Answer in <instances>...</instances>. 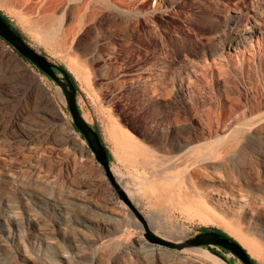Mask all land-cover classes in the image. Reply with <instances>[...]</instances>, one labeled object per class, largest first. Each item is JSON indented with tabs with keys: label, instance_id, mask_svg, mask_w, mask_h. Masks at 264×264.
<instances>
[{
	"label": "rangeland",
	"instance_id": "1",
	"mask_svg": "<svg viewBox=\"0 0 264 264\" xmlns=\"http://www.w3.org/2000/svg\"><path fill=\"white\" fill-rule=\"evenodd\" d=\"M0 10L72 73L85 117L129 153L139 170L126 191L156 233L219 228L264 264V0H0ZM63 96L0 39V264H243L148 242ZM87 188L117 211L74 197Z\"/></svg>",
	"mask_w": 264,
	"mask_h": 264
},
{
	"label": "water",
	"instance_id": "2",
	"mask_svg": "<svg viewBox=\"0 0 264 264\" xmlns=\"http://www.w3.org/2000/svg\"><path fill=\"white\" fill-rule=\"evenodd\" d=\"M0 37L4 39L10 46H12L21 57L34 64L41 71H43L47 77L57 82V84L61 87L64 94L63 97L67 103L70 113L72 114L74 125L84 135L88 142L89 148L93 151L96 160L101 164L103 170L105 171L107 175L106 177L119 194L120 200L126 203L139 219L145 232L144 237L148 242L159 245L160 247L177 249L178 251H182L190 247L199 248L207 246L215 254H218V252L214 251L212 247L223 248L237 256L243 264H256L252 262V256H249L250 253L240 243H238L237 240H231L230 238L223 236L219 232L211 229L197 232L196 234L181 240L164 238L156 233L149 225V222L145 218L144 214L132 202L129 194L118 181L117 175L113 171L108 158L109 155L107 153V149L102 142L100 132L91 125L79 105L77 98L78 86L70 78L69 73L65 71L61 64L50 60L47 55H45V53H42L32 46L25 39L23 34L12 28V26L6 21L1 13ZM56 70H59L60 74H58Z\"/></svg>",
	"mask_w": 264,
	"mask_h": 264
},
{
	"label": "crops",
	"instance_id": "3",
	"mask_svg": "<svg viewBox=\"0 0 264 264\" xmlns=\"http://www.w3.org/2000/svg\"><path fill=\"white\" fill-rule=\"evenodd\" d=\"M99 128V127H98ZM116 130H122L121 128L115 127ZM101 133V138L103 140V144L106 149L112 155L111 166L115 174L117 175L118 181L121 183L122 187L126 190L128 185H132L134 183V177L138 175V170L133 168L128 163L129 153L127 151H121L117 143L110 140V138L105 135V133L99 128ZM123 131V130H122ZM124 137V139H127Z\"/></svg>",
	"mask_w": 264,
	"mask_h": 264
},
{
	"label": "bare ground",
	"instance_id": "4",
	"mask_svg": "<svg viewBox=\"0 0 264 264\" xmlns=\"http://www.w3.org/2000/svg\"><path fill=\"white\" fill-rule=\"evenodd\" d=\"M138 14H139V16H141V14H142V11H139L138 12ZM57 117V116H56ZM34 131H38L39 129H38V127H33L32 128ZM212 177V176H211ZM211 177H207L206 176V178L208 179V180H218V181H222V180H219L218 178L216 179H214V177L213 178H211ZM223 179V178H222ZM81 186H84V185H81ZM81 186H80V188H81ZM231 190H236L234 187H232V189ZM220 191V190H219ZM224 193H228L227 192V190L226 191H224ZM215 194H218V192H215ZM72 197V196H71ZM74 197H76L77 199H81L82 201H85V202H90L91 204H95V205H97V206H100V208H102V209H105V210H108V211H113V212H116L117 211V208H116V201H115V198L114 197H106V198H104L103 199V201L100 203V202H96L95 201V199L93 198V196H92V193H91V191H90V189L89 188H87V189H85V190H78L77 191V193L75 192V195H74ZM47 198V197H46ZM50 198V197H49ZM44 201V200H43ZM93 216V218H95V219H101L102 217H106L107 215H104V214H102V213H100V211H97V212H95V214L94 215H92ZM101 216V217H100ZM94 219V220H95ZM113 219V217H110V220H112ZM113 221V220H112ZM141 228L143 229V227L141 226ZM185 237V235H184V232L183 231H180L179 229H177L176 231H175V234L173 235V236H171V238L172 239H174V240H181V239H183ZM169 238V237H168ZM153 244V243H152ZM156 245V244H155ZM187 249H192V248H187ZM203 252V254L204 255H207L208 257H212V259H215V260H218L219 261V259H218V257L217 256H215L214 254H211V253H207V252H204V251H202ZM201 253V252H200ZM220 262V261H219Z\"/></svg>",
	"mask_w": 264,
	"mask_h": 264
},
{
	"label": "trees",
	"instance_id": "5",
	"mask_svg": "<svg viewBox=\"0 0 264 264\" xmlns=\"http://www.w3.org/2000/svg\"><path fill=\"white\" fill-rule=\"evenodd\" d=\"M0 13L2 14V16L6 19V21L12 26V28H14L15 30H17L18 32H20L21 34H23L22 33V31L18 28V27H16L15 26V24L6 16V14L2 11V10H0ZM23 36H24V34H23ZM25 37V36H24ZM0 39H2L1 37H0ZM2 40H4V39H2ZM9 45V44H8ZM10 46V45H9ZM12 47V46H11ZM13 48V47H12ZM16 51V50H15ZM17 52V51H16ZM18 53V52H17ZM25 61H27V60H25ZM27 62H29V61H27ZM30 63V62H29ZM32 64V63H31ZM35 68H37L40 72H42L43 73V71H41L38 67H36L34 64H32ZM64 69H65V71L66 72H68L69 73V75H70V78L75 82V80H74V78H73V75H72V73H70L68 70H67V68L66 67H64V65H61ZM76 83V82H75ZM96 130H98L99 132H100V130H99V128H98V126H95V125H92ZM73 129L77 132V133H79L80 134V138L82 139V141H85L86 143H87V145H88V142H87V140L85 139V137H84V135L82 134V132L74 125V123H73ZM101 134V133H100ZM102 136V135H101ZM102 139V138H101ZM102 142H103V140H102ZM89 147V146H88ZM107 153H108V158H109V160H110V163H111V161H112V155H111V153L107 150ZM205 230H208V229H204V231ZM211 230H214V231H217V232H219L220 234H222L223 236H226V237H228V238H230L231 240H236L233 236H231V235H229L228 233H226V232H224V231H222V230H220L219 228H211ZM214 249V251H216V252H218V254H219V256H221V257H223V259L224 260H226L228 263H230V260L229 259H227V256H226V254L227 253H229V251H227V250H225V249H223V248H213ZM250 257H251V255H249ZM252 262H254V263H256V264H258L257 263V261L255 260V258H253L252 257Z\"/></svg>",
	"mask_w": 264,
	"mask_h": 264
},
{
	"label": "flooded vegetation",
	"instance_id": "6",
	"mask_svg": "<svg viewBox=\"0 0 264 264\" xmlns=\"http://www.w3.org/2000/svg\"><path fill=\"white\" fill-rule=\"evenodd\" d=\"M56 72H57L58 74H60V71H59V70H56Z\"/></svg>",
	"mask_w": 264,
	"mask_h": 264
}]
</instances>
